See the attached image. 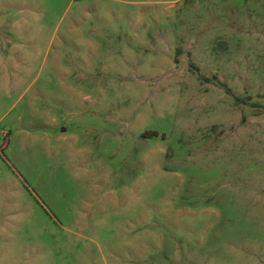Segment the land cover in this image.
<instances>
[{
  "label": "rangeland",
  "instance_id": "rangeland-1",
  "mask_svg": "<svg viewBox=\"0 0 264 264\" xmlns=\"http://www.w3.org/2000/svg\"><path fill=\"white\" fill-rule=\"evenodd\" d=\"M0 264H264V0H0Z\"/></svg>",
  "mask_w": 264,
  "mask_h": 264
}]
</instances>
